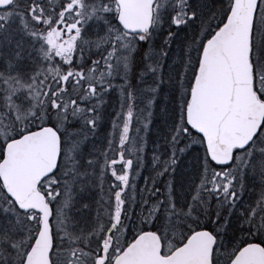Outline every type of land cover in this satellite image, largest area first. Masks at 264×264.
<instances>
[{
  "label": "snow or ice",
  "instance_id": "6c2138e0",
  "mask_svg": "<svg viewBox=\"0 0 264 264\" xmlns=\"http://www.w3.org/2000/svg\"><path fill=\"white\" fill-rule=\"evenodd\" d=\"M0 264H264V0H0Z\"/></svg>",
  "mask_w": 264,
  "mask_h": 264
},
{
  "label": "rangeland",
  "instance_id": "374dc122",
  "mask_svg": "<svg viewBox=\"0 0 264 264\" xmlns=\"http://www.w3.org/2000/svg\"><path fill=\"white\" fill-rule=\"evenodd\" d=\"M107 124L105 125V128H107ZM104 134V129L101 130V135ZM257 187V191L253 194H250V195H253L254 197L258 198V189H259V185L256 186Z\"/></svg>",
  "mask_w": 264,
  "mask_h": 264
}]
</instances>
